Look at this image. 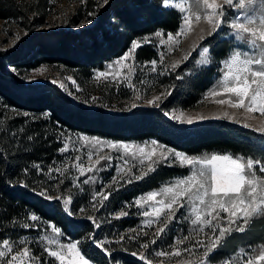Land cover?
Returning <instances> with one entry per match:
<instances>
[{"label":"trees","instance_id":"obj_1","mask_svg":"<svg viewBox=\"0 0 264 264\" xmlns=\"http://www.w3.org/2000/svg\"><path fill=\"white\" fill-rule=\"evenodd\" d=\"M60 1L0 0V19L17 21L25 31L13 47L0 48V242L5 239L15 241L26 233L38 232L32 228L34 222L30 220L35 214L44 224L53 223L60 228L64 241H79L82 253L87 249L100 264H112L111 257L102 249L89 247L90 241L86 239L89 234L112 240L124 237L121 245H109L125 249L114 252L119 257L116 264H147V260L152 264H166L158 260L153 251L168 247L174 236L181 235L191 224L184 221L178 211L168 224L166 235L161 234L155 245L143 249L131 242L125 233L127 229L137 227L139 222L138 214L130 212L125 205L142 193L188 175L189 166L176 161L156 160L151 166L154 170H146L143 179H132L131 183L124 181L108 188V193H112L109 200L104 201V206L99 204L98 209L90 214L101 224L97 229L87 215L78 216L82 206L90 205L92 201L88 195L74 197L67 212L62 197L49 200L47 195H39L42 190L36 183L42 177L33 164L46 159L49 151L52 153L62 146L61 142L55 143L51 139L53 131L61 134L75 131L123 141L155 139L189 155L219 152L234 158L244 157L243 162L247 158L254 161L260 158L264 163V134L254 127H245L226 118L204 119L189 125L165 115L170 108L193 107L202 99L221 76L222 60L236 41L231 34H225L227 29L201 40L194 49L202 44L209 45L213 62L201 65L190 59L187 65L183 61L180 68L164 75L161 83L167 85L168 90H174L157 106H136L126 111L89 106L74 100L56 83L26 82L22 73L47 63L64 65L74 69L77 79H88L95 69H103L124 55L136 41L141 47L133 53L134 61H151L158 55L161 39L154 33L178 31L182 14L179 10L162 7L160 0H109L107 5L102 0H76L79 1L76 10L65 25L43 29ZM235 11H228L229 19ZM90 12L95 15L88 16ZM87 19L91 23L73 27ZM194 49L190 52L191 57L198 60L201 57ZM177 74L184 78L176 79ZM10 109L43 117L14 116ZM253 172L264 177L255 164ZM121 210L128 215L116 218L115 214ZM248 219L249 223L243 225L245 233L233 230L227 246L215 253V259L227 258L238 249L250 248L254 250L251 254L264 249V215ZM25 223L32 226L24 228ZM145 239L148 238H141V241ZM133 252L137 255L133 256ZM140 253L145 260L139 258ZM85 257L89 258L88 255Z\"/></svg>","mask_w":264,"mask_h":264},{"label":"snow or ice","instance_id":"obj_2","mask_svg":"<svg viewBox=\"0 0 264 264\" xmlns=\"http://www.w3.org/2000/svg\"><path fill=\"white\" fill-rule=\"evenodd\" d=\"M83 2V0H82ZM104 5L109 3V0H102ZM197 8L199 9L195 13V21L199 22L202 18L201 11L203 12V19L209 25L208 35H219L223 29L228 31L225 33L231 34L235 41L238 43L234 46H230L226 52V58L223 60L220 72L221 76L217 78L215 82V87L208 92V95L212 97L217 96H227V99H219L216 103L220 105L228 104L233 108L244 109L247 105V111L251 113H258L264 116V0H195ZM162 7L170 8L172 10H179L180 13L190 12V8H186L180 0H160ZM227 6V8L225 7ZM231 9L236 11L232 13L231 19L228 18L227 13ZM95 12L88 13V16H94ZM182 25L178 31L173 34L171 32L164 33L157 31L154 33L156 37H160L161 45H168L170 43H178L179 38L186 34V30H191L193 19L192 15L182 16ZM91 23V21H88ZM166 36V39L164 37ZM201 40L205 39L204 36L200 37ZM141 47L139 41L133 42L131 44L130 50L124 54L123 57L118 58L114 65L109 66L108 71H99L96 73L97 79L112 77L116 80L120 76L124 69L128 72H132V56L136 49ZM197 51V56L201 57L196 60L191 57V53H187L182 57V60L187 63L190 59L195 60L196 63L201 65H208L212 63L211 52L212 49L209 45H200L199 48H195ZM158 63H164V53L160 54L159 62L157 60H151L148 62L146 67H150L151 72H157ZM181 67V61H175L170 64V69L175 70ZM115 68V71H113ZM15 71V69H13ZM183 72V69H181ZM127 79V77H123ZM184 77L177 74L176 79H183ZM52 83H56L55 80ZM75 83V81H73ZM61 88L64 87L63 84L60 85ZM218 89V90H217ZM173 88L167 91L168 95H171ZM163 95V93L161 94ZM140 97L137 96V99ZM94 99V98H93ZM161 96H155L152 100L148 101L150 104H156L160 101ZM137 105L133 103L132 107L135 108ZM26 115V114H25ZM165 115L169 116L170 119L178 123H187L189 125L195 122L193 117H185L184 113L181 112L180 115H173L170 112H166ZM225 116L228 114L225 113ZM198 119H204V117H199ZM243 126L248 127L247 124ZM256 131L264 134V126L255 129ZM31 139V137H29ZM88 140L87 137L83 138ZM93 143V141H89ZM96 144H100L99 140L94 141ZM153 147L150 151H146L145 147H138V152L140 157L152 160L153 156L157 154V149L160 147L156 141H152ZM108 147L112 149H123L126 153L130 151V145L128 143H110ZM68 146L65 144L63 148L59 151L62 153L67 152ZM76 151V149H73ZM92 152L87 155L88 160L92 159ZM135 155V153H133ZM171 155L174 159L179 160L182 166H189L190 175L187 178H181L173 182L172 186L164 187L160 192L151 191L148 194L135 199L134 204L144 207V204L148 202H154L149 207L150 210H144L142 215L144 217H153L155 219H149L146 223L148 227H152L154 223L162 224L161 227L157 228L153 234V238L149 242H144L140 245L143 249H148L150 244L155 245L157 243V238L161 234L166 235V228L168 224L175 218V212L179 207H185L181 203V199L185 196L189 197V203L192 205L191 213L195 216L191 219L192 225H200V232H204L205 227L211 229V236L209 237V242L205 244L203 241H197L196 244L203 249V257L199 261V264H230L232 261V256L227 258L215 259V253L222 250L227 246L228 238L230 237L233 230L239 233H245L246 228L243 225L249 223V217L264 215V190L258 192V186L260 181L257 178V174L253 172L254 164L258 168L261 174H264V163L261 162L260 158L255 161L251 158H247L246 162L244 157L233 158L232 155L224 154L217 155L213 154L211 156L193 157L182 154L178 151H173L171 149H166L160 152V156L167 161L168 156ZM80 156L77 155L75 160L77 163L73 165L75 169L78 170L81 176L85 173H90L93 171V167L85 168L83 163H80ZM100 159L110 160V157H100ZM143 159L141 163H143ZM99 164V160L96 162ZM125 164L128 163L127 160L124 161ZM198 166V167H197ZM38 167V166H37ZM149 165V171H153ZM26 171V170H25ZM49 171H53L50 169ZM56 173H61L60 168L54 169ZM144 173L140 176H135L133 179L140 180L144 178ZM18 183H21L17 181ZM89 181L85 180L84 184ZM115 177H113L112 183H115ZM132 179L126 181V183H131ZM59 183H63L60 181ZM59 183L57 187H59ZM28 187L27 184L23 185ZM103 189V185L101 186ZM195 189V191H193ZM40 196L45 197L47 194L45 191H40ZM112 195L111 192L105 194L103 190L96 192L93 200V207L96 206V197L101 199L98 203L104 206V201L109 200V196ZM158 196H163V199H157ZM47 199L51 200V196H47ZM143 200V204L142 201ZM72 203V197L69 196L63 200L64 210L67 212L69 205ZM167 210V214H166ZM81 213L85 209L81 208L79 210ZM220 212L226 213V217L221 218ZM215 213V215H213ZM69 215L72 213L69 212ZM128 215L127 212L121 210L118 212L116 218H121ZM164 216L165 218L161 220L160 218ZM211 217L210 219H205L204 217ZM187 217V213H186ZM39 217L35 214L30 216V220L33 222H38ZM87 219L92 220L94 227L99 229L101 227L100 222L96 221L92 216H88ZM224 219L227 221V226H223L220 223L214 224L213 221H218ZM237 220H241L243 224L241 226L233 229V225L236 224ZM109 221H105L107 223ZM32 225L25 223L24 228H30ZM218 229V232H217ZM53 232L59 233V228H53ZM134 231V230H133ZM62 235V234H61ZM145 236L148 235L147 232L144 233ZM90 241L89 247H94L97 250H103L107 256L111 257L112 264H116L119 257L114 255V252L125 250L123 248L109 247V245H121L124 237L119 239H109L107 237H100L99 235L89 236L86 238ZM188 239L187 236L174 238L173 245H178L183 243L184 240ZM223 241V242H222ZM20 246H23L29 241L19 240ZM55 243L54 240H49V244ZM83 243V242H82ZM172 247V245H169ZM61 250H51L48 249L47 254L58 261L59 264H89V260L93 261V264H100V261L94 256L89 255L87 249H84V254H81V248L78 247L77 243L69 242L66 245H60ZM187 251V249H185ZM254 250L248 249L240 250L241 262L240 264H262L264 262V249L258 250V254H249ZM13 247L8 239L3 240L2 248H0V258L5 257L6 253H12ZM88 255L89 258L86 259L85 256ZM133 256L137 255L136 252L132 253ZM169 255H174L179 257L181 252L179 250L173 252L157 251L155 256L165 257ZM27 257L29 261L33 260L35 253H30L28 247H23L22 251H17L15 255L11 256L5 264H25L24 258ZM141 260H145L144 255H140ZM54 264V262H53ZM147 264H152L151 260H147Z\"/></svg>","mask_w":264,"mask_h":264},{"label":"rangeland","instance_id":"obj_3","mask_svg":"<svg viewBox=\"0 0 264 264\" xmlns=\"http://www.w3.org/2000/svg\"><path fill=\"white\" fill-rule=\"evenodd\" d=\"M78 2L79 1L76 0L60 1L56 6L54 14L49 17L47 24L42 28H56L60 25H65L67 23V18L75 12ZM180 2L183 3L186 8H190V12L181 14L182 16L189 14L192 15V28L191 30H186V34L179 38L178 43H170L168 45H161L160 43L158 44V55L155 60L159 62L160 54L163 52L164 63H158L157 72H151L150 67L145 66L150 61L136 63L134 61V56H132L133 71L131 73L128 72L127 69H124L122 74L118 76L116 80H113L112 77L97 79L96 73H98L99 71H108L109 66L114 65V62L118 58L124 56L122 55L121 57H118L109 62L105 66V68L95 69L91 77L88 79H77L74 75V69L67 68L64 65H51L47 63L41 64L36 68L24 71L22 73V77L26 82H52L53 80H55L56 84H58L59 86L61 84L64 85L62 89L66 93H68V95L74 100L81 101L89 106H102L112 111L130 110L133 108V103H135L137 106H157L167 96L168 87L167 85L162 84L161 80L164 75L172 71L170 69V64L175 61H181L182 63V57L185 54L190 53L194 49V47L201 41L200 37L208 36L209 25L203 19L202 10H200L202 16L201 20L199 22L195 21V13H197V11L199 10L197 8L195 0H180ZM88 21L89 19L84 20L80 23V25L73 27L78 28L81 25L88 24ZM182 23L183 21L181 22V25ZM176 32L171 33L175 34ZM24 33V29L19 25L17 21L0 19V48L13 47L17 43L19 37H21ZM237 43L238 42L236 41L235 45ZM129 50H127V52ZM113 71H115V68H113ZM123 77H127V79H124ZM73 81H75V83H73ZM215 82L205 92L202 99L193 107H173L168 109L166 112H170L173 115H180V113L183 112L185 117H193L195 119V122L210 118H226L242 124H247L248 126L254 127L256 129L264 126V116L258 113L248 112L247 105L244 109H239L233 108L228 104L220 105L216 103L217 100L227 99L228 97H212L208 95V92L215 87ZM162 93L163 95H161ZM137 96H139L140 98L137 99ZM155 96H161L160 101H158L156 104L148 103V101L152 100ZM10 113L14 116L23 114L28 119L43 117L42 115H38L35 113H21L20 111L14 109H10ZM225 113H227L228 115L225 116ZM199 117H204V119H198ZM50 135L53 142H61L62 146L52 153L49 151L47 153L48 155H46L48 157H45L46 159L40 160L39 162L33 164V167L37 170L38 175L41 174L42 177V179L40 181H37L36 184L38 188L47 193V196H51L52 198L62 197L63 199H65L71 196L73 199L74 197H81L83 194L88 195L92 201L90 205L82 206L85 211L83 213L79 211L78 216L81 217L86 215L91 216L90 214L98 209V201L101 199L100 197H96V206L95 208L93 207V197L96 192L103 190L105 194H108V188L117 186L124 181H128L129 179H133V177L135 176L142 175L146 170L149 169V165L152 166L156 160L163 159L160 156V152L165 151L166 149L178 151L188 156L201 158H203L204 156H211L213 154H227L210 152L200 155H189L185 152L173 149L155 139H147L143 141H123L75 131H68L64 134L53 131ZM84 137H87L88 140H84ZM96 140H99L101 143H94V141ZM89 141H93V143H89ZM152 141H156L158 145H160V147L157 149V154L153 156L151 161L141 158L137 150L138 147H145L146 151H150L153 147V145L151 144ZM110 143H128L131 146L130 151L126 153L123 149H112L108 147ZM65 144H67L69 150L62 153L59 150L63 148ZM73 149H76V151H73ZM89 152L93 153L91 160H88L87 158ZM133 153H135V155H133ZM77 155L80 156L81 159L79 162L83 163L85 168L93 167L92 172H86L83 176L79 174L78 170L73 167V165L77 163V161L75 160V157ZM102 156L110 157L111 159H100V157ZM142 159L143 163H141ZM97 160H99V164L96 163ZM125 160L128 161L127 164L124 163ZM167 161H176L180 163L179 160L174 159L171 155L168 156ZM56 168H60L61 173H56L54 171V169ZM50 169H53V171H49ZM190 174L191 173L189 172L188 175L174 178L168 185H164L158 189H153L142 193L134 198L132 200V203L125 205L126 208L130 210V212L133 211L137 213V216L139 217L137 227L129 228L125 231V233L128 234L129 238H131V242H136L139 247L144 242H150V239L153 238V234L155 233L156 229L162 226V224L160 223H154L152 227H148L146 222L149 219L155 218L144 217L142 215V212L144 210H150L149 206L154 202H148L147 204H144L143 208H141L140 206L134 204L135 199H138L151 191L160 192L162 188L172 186L174 181L181 178H187ZM113 177H115V183H112ZM257 178L260 181V185L257 189L259 192L261 190H264V177L257 175ZM85 180H88L89 182L87 184H84ZM60 181H63V183H59ZM58 183L59 187H57ZM102 185L103 189L101 188ZM193 191H195V189H193ZM163 198V196L157 197V199ZM141 202L142 204L144 203L143 200ZM180 202L183 203L185 207H179L178 205L174 206V208H178L175 214L179 211V215L183 217V220L191 224V219L194 218L195 214L191 213L190 211L192 205L189 203V197H183ZM117 214L118 212L115 215L117 216ZM213 215H215V213H213ZM226 215V213L220 212L221 218L226 217ZM164 218L165 217L162 216L160 219L163 220ZM204 218L210 219L211 217L205 216ZM213 223H220L223 226H227V221L224 219L213 221ZM242 224L243 222L241 220H237L236 224L233 226L238 227ZM200 227V225L194 226L191 224L190 227L183 230V233L181 235L174 236V238L187 236L188 239L184 240L183 243L178 245H173V243H171L170 245H172V247L168 246L165 249H155L153 251V254L155 255V252L161 250L166 252L179 250L181 252V255L179 257L169 255L165 257H158V260L166 264H199V261L203 257V249L200 248L199 245L196 244V242L203 241L205 244H207L209 242V237L211 236V229L209 227H205L204 232L199 231ZM32 228H35L36 230H38V232L26 233L20 236L15 241L9 240L10 244H12L13 252L6 253L5 257L0 258V264H5V262L10 259L11 256L15 255L17 251H22L23 247H28L30 249V253H35V257L31 261H29L27 257L24 258L25 264H53V262L54 264H59L58 261H55L54 258L50 257L47 254L48 249L61 250L60 245H66L69 242L77 243L78 247H80L79 241H64L62 239L60 228L59 233L53 232V228H58L53 223L44 224L39 219L38 222H34ZM145 232L148 233L147 236L144 235ZM141 238L148 239H145V241H141ZM21 239L27 240L29 241V243L20 246L18 241ZM50 239L54 240L55 243L49 244ZM2 242H0V248H2ZM185 249H187V251H185ZM240 250L241 249H238L230 255L233 258L232 261H230V264H240ZM81 254L83 255L82 251ZM249 254L251 255L250 252ZM140 255L141 253L139 254V256ZM17 264H19V260L17 261ZM89 264H93V262L89 260ZM262 264H264V262H262Z\"/></svg>","mask_w":264,"mask_h":264}]
</instances>
